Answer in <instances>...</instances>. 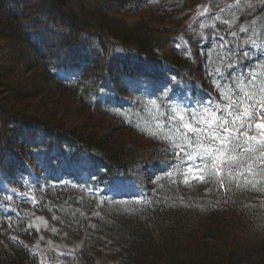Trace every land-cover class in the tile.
Returning <instances> with one entry per match:
<instances>
[{"label":"trees","instance_id":"16d2710c","mask_svg":"<svg viewBox=\"0 0 264 264\" xmlns=\"http://www.w3.org/2000/svg\"><path fill=\"white\" fill-rule=\"evenodd\" d=\"M72 1L0 0V40L14 43L38 71L28 91L8 88L0 73V88H7L0 95V178H7L21 193L27 192L33 175L44 182L37 206L13 204L0 191V264H36L33 238L40 233L81 240L74 261V254L65 255L66 264H92L101 254L110 259L107 264H264V190H238L233 185L226 194L218 185L186 187L167 179L143 203L96 201L101 213L94 216L95 201L80 190L60 187L55 179L57 161L63 156L76 160L87 154L100 184L129 177L142 162L162 165L172 157L171 148L165 151L162 142L159 148L138 154L130 142L122 145L112 135L99 133L93 120L109 119L116 133L142 132L136 114L143 113V104L127 107L121 102L130 92L125 78L136 87L142 81L167 78L187 94L214 97L208 72L218 53H208L204 39L220 46L218 36H225L223 51L231 49L238 72L256 54L254 49L247 60L238 55L246 50L244 41L250 37V31L238 29H252L254 19L256 38L264 42V0H253L254 6L244 5L236 12L231 29L237 33L235 39L225 25L204 29L203 37L186 27L196 4L209 0H80L93 4L92 10L80 7L82 12L71 6ZM106 3L114 5L115 12ZM137 14L143 15L133 26L119 16ZM179 40L196 48L194 57L180 53ZM50 88L74 95L81 112L88 114L87 130L68 127L63 118L21 105L46 95ZM258 188L264 189V184ZM77 205L84 207V214ZM7 210L19 214L6 219ZM29 214L46 216L47 228H29Z\"/></svg>","mask_w":264,"mask_h":264},{"label":"snow or ice","instance_id":"6c2138e0","mask_svg":"<svg viewBox=\"0 0 264 264\" xmlns=\"http://www.w3.org/2000/svg\"><path fill=\"white\" fill-rule=\"evenodd\" d=\"M243 6V0H235L223 6L205 5L202 10L198 7L197 17L211 20V23L202 22L199 27L217 29L218 24L225 25L229 29L227 34L235 39L237 33L231 31L233 20ZM247 6L251 7V4ZM215 7L230 18L211 14L210 8ZM250 30V27L238 29L245 34ZM200 34L203 37V31ZM255 35L253 31V36L244 41L246 50L242 49L238 55L247 60L254 49L262 54L244 64L238 72L237 64L229 55L231 49L217 54L214 66L208 72L215 96L209 97L207 103L198 98L194 103L199 107H193L191 97L184 95L182 99L177 98L176 104H166L165 100H171L175 95H160L167 91L166 85L152 93L157 96L150 102L155 111V131L145 134L166 144L165 151L170 147L174 159L180 161L173 172L168 173L172 183L178 180L186 187H192L194 182L218 185L226 194L233 185L238 190H264L258 188L264 184V63L261 62L264 50L255 48ZM218 39L220 48L224 49L225 36H218ZM52 218L56 219L55 216ZM36 219L47 228V221L42 217ZM28 227L40 230L33 223ZM51 231L56 232V229Z\"/></svg>","mask_w":264,"mask_h":264},{"label":"rangeland","instance_id":"374dc122","mask_svg":"<svg viewBox=\"0 0 264 264\" xmlns=\"http://www.w3.org/2000/svg\"><path fill=\"white\" fill-rule=\"evenodd\" d=\"M209 2L210 4L216 3V4H219L220 6H223L228 3H234L235 0H209L207 3ZM71 3H72L71 6L78 12H82V9L80 7H83V6H84V9H87V10L93 9L91 7V5L93 4L83 3L80 0H73ZM207 3L204 5L196 4V6L197 8L201 7V10H202V6L208 5ZM243 3L245 6H247L248 4H251V7L255 5V2L253 0H243ZM143 5H145V3H143ZM104 6L106 8H109L110 10L116 9L114 5H111L109 3H106ZM197 8L193 14L189 15V18L187 20L188 25L186 27H190L191 29L189 30H193L194 33L200 34L204 29H201L199 25L202 22L211 23V20H209L207 17H197ZM210 13L213 15H221L223 18H230V16H225V14L220 13L219 7L216 10H210ZM143 14H137L134 16H126V15H119V16L122 17L121 20H123L125 24L131 26L132 24L137 23L139 21L138 18L141 17ZM114 15H118V14H114ZM187 16L188 14L186 15V17ZM116 18L119 19V17H116ZM252 24H253V28L252 30H250L249 36L250 37L253 36V31H254L256 34L255 35V40H256L255 48L264 50V42L263 41L260 42L259 39L256 38V36L258 37L257 35L258 27L256 26L257 22L254 19L252 20ZM30 25H31L30 22L27 23V27H29ZM185 43H188V42L186 41L184 42V44ZM213 44H211L207 38L204 39V49L205 50L207 49L206 51H208V53H211V54L213 52L220 53V51L221 52L223 51V49H221L220 46H218L216 43H213ZM188 47H191V50L193 52V57H194L193 49H196V48L190 44L188 45ZM185 50L186 49H184L183 51ZM261 54L262 52L256 51V54L251 57L250 61L255 60L256 56L261 55ZM198 59H200V57H198ZM261 62L264 63V60H262ZM33 66L34 64L31 62L30 58H26L25 54L22 55L21 50L15 47L14 43H11L8 41L5 42L4 40L3 41L0 40V73L3 74L5 77L4 78L5 84H9L8 88H10V86L12 87L15 86V87H20L21 89L29 88L30 90L31 89L30 86L34 84L38 76L37 75L38 71L36 70V68L33 69L32 68ZM156 85H158L159 87V88L157 87L158 89H161L166 84L161 82L159 84L157 83ZM42 86H43V89L46 87L45 84H43ZM166 86L168 89V85ZM141 87L143 88L142 91L145 93H146V90L151 89L152 92H154L155 90L152 88V86H150L148 82H142ZM6 89H7L6 86L5 88L4 87L0 88V95L2 96L5 95ZM163 93L169 96L174 92L173 91L168 92L167 90V91H164ZM183 96L184 94L182 93V91L179 90L177 93H175V95L172 96L171 100H168L169 101L168 104H176L178 102L177 98L182 99ZM188 96L191 97L193 101V105H194L195 100L200 98L198 96L193 97L191 94H188ZM155 99H157V97H151L149 98V101L151 102L152 100H155ZM150 102L145 107L147 111V115H149V117H147L146 120H150L152 122L150 123V126L148 128H145V130L147 131L144 133L141 132L140 134L135 135V136L131 135L128 132L116 133V128L113 127V122L110 121L109 119H104V118H98V119L95 118L96 120H93L94 125L97 126L98 128L97 130L99 133L106 132L109 135H112L113 140L119 144L123 145V143L126 144V142L127 143L130 142L131 144H133L132 149L136 151V153L138 152L140 153L142 151H149L153 148L156 149V147L160 146L159 143H161V141L157 139H153L149 135L145 134L149 131H155L156 121L155 119H153L155 115V111L154 109H152ZM21 105H24L25 108H29L33 111H39V112L45 113L46 115H55V116L60 117L61 119L63 118V120H65V123H66V124L64 123V125L68 127H72V128L80 129V130H82L83 128L84 129L86 128L87 130V127L89 126V124L87 125L86 123L87 119L85 118L88 114L81 112V110L79 109V104L75 100L74 95L69 93L68 91H59V90L50 88L49 91L46 93V95L40 98H34L31 100L22 102ZM195 107H198V105ZM179 163H180L179 160H176V162H169V165L164 168V172L159 175L156 172L157 168L155 166L150 165V164L143 165L145 163L142 162L139 164V168L136 170L135 174L132 176V178L128 182H124L120 179L113 180L111 186L108 187V190L107 192H105V194L106 196H109L110 198L111 197L118 198L120 196H126V200L128 201L130 199H134V200L138 199L139 194H141V196H144V197L148 196L149 193L152 195L155 192V189L157 187V180L159 178L168 177V173H172L175 166ZM61 165L62 163L60 164V166ZM89 165L90 163L88 162V160H85L84 163H80L77 166H72L71 169H73L74 171L80 172L79 176L84 177ZM80 168L81 170H79ZM173 179H177V178L173 177ZM36 181H38V178L35 176L34 184H33L34 186L37 185ZM194 184H197V183L194 182ZM15 188L16 187L11 186L7 182V178L5 179L4 177L0 178V191L8 195V197H10L11 201L14 203L16 202L15 200H17L18 197L19 198L22 197V196H19V194L15 192ZM34 191L39 192V190H36V189ZM141 196L139 199L142 198ZM94 205H97V206H95V209L93 210V214L98 213V212L101 213V210L99 208L100 206H98L96 202H94L93 206ZM78 206L79 205H77L76 208L79 209L81 214H84L83 213L84 207L83 206L78 207ZM124 207L128 208V206H124ZM37 217H42L43 220L47 221V217L44 215L29 214L28 224L33 223V224H36L40 229H43L44 226L36 219ZM41 237L43 239H41ZM33 239L34 240H33L32 249L34 250V258H35L36 264H42V262L43 264H61V263L66 264L67 260L65 259L69 260V258H66L65 255H72V254H74L72 255V260L74 261L75 251H76L75 249L77 248V246L81 244V240H79V238L77 240H74L72 239L71 236L66 237L65 235H58V236L52 235L51 236V234H41L40 233L39 235H36L35 238ZM109 261L110 259H108L104 254H101L99 257L93 258L91 263L92 264H105V263L107 264Z\"/></svg>","mask_w":264,"mask_h":264},{"label":"bare ground","instance_id":"6f19581e","mask_svg":"<svg viewBox=\"0 0 264 264\" xmlns=\"http://www.w3.org/2000/svg\"><path fill=\"white\" fill-rule=\"evenodd\" d=\"M70 10V9H69ZM132 14V13H131ZM131 16V15H130ZM58 54V53H57ZM112 127V126H111ZM115 137V136H114ZM162 144V143H161ZM159 148V147H158ZM158 150V149H157Z\"/></svg>","mask_w":264,"mask_h":264}]
</instances>
